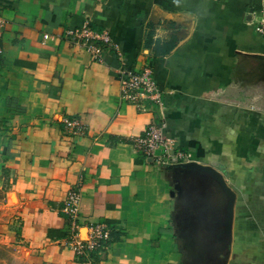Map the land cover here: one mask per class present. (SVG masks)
I'll list each match as a JSON object with an SVG mask.
<instances>
[{"label": "crops", "instance_id": "crops-1", "mask_svg": "<svg viewBox=\"0 0 264 264\" xmlns=\"http://www.w3.org/2000/svg\"><path fill=\"white\" fill-rule=\"evenodd\" d=\"M255 26L264 0H0V250H12L0 264H192L179 206L200 173L216 176L230 203L229 218L215 221L225 245L214 262L264 264V37ZM83 27L107 34L102 62L65 37ZM146 70L162 108L121 95ZM161 121L190 159L165 167L135 150L131 139ZM72 190L81 240L90 225L109 231L98 253L70 248Z\"/></svg>", "mask_w": 264, "mask_h": 264}, {"label": "built area", "instance_id": "built-area-1", "mask_svg": "<svg viewBox=\"0 0 264 264\" xmlns=\"http://www.w3.org/2000/svg\"><path fill=\"white\" fill-rule=\"evenodd\" d=\"M254 29L257 34L264 37V26H255ZM47 37V35L44 36L45 39ZM65 37L69 38L73 44L90 53L95 62L103 61V53L110 46L107 34L93 31L89 27L69 30L65 33ZM121 95L142 110H144L140 105L142 100H149L157 107H163L155 79L148 70L130 75L125 79L121 83ZM65 126L71 131L74 129V133L81 132V129L70 121H65ZM165 130L166 124L164 121L150 124L142 136L131 139L132 145L139 154L158 160L165 167L190 159L188 152L179 151L170 146ZM79 200V193L73 190L70 191L64 201L63 212L70 221L69 226L72 234L69 240L70 248L76 257H83L89 253H98L102 250L105 243L109 240V231L102 225H90L87 239L81 240L76 224Z\"/></svg>", "mask_w": 264, "mask_h": 264}, {"label": "rangeland", "instance_id": "rangeland-1", "mask_svg": "<svg viewBox=\"0 0 264 264\" xmlns=\"http://www.w3.org/2000/svg\"><path fill=\"white\" fill-rule=\"evenodd\" d=\"M222 182L215 176L197 174L188 179L184 189L185 198L180 202L181 235L188 260L192 264H220L214 262L217 253L223 250L225 238L215 222L218 218H229V202L225 198ZM224 195V196H223ZM216 201V203L211 199ZM211 208L209 211L208 209ZM222 224V220L219 222ZM224 225V223H223ZM0 250V259L11 258L12 250ZM10 264V263H7Z\"/></svg>", "mask_w": 264, "mask_h": 264}, {"label": "water", "instance_id": "water-1", "mask_svg": "<svg viewBox=\"0 0 264 264\" xmlns=\"http://www.w3.org/2000/svg\"><path fill=\"white\" fill-rule=\"evenodd\" d=\"M186 167H188V168H195V169H202V167L201 166H199V165H197V164H195V163H190V164H188V165H186Z\"/></svg>", "mask_w": 264, "mask_h": 264}]
</instances>
